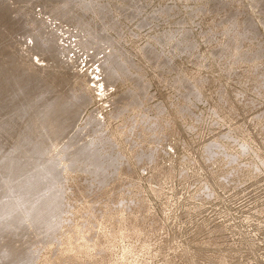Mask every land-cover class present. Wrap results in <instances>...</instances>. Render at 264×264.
<instances>
[{"label":"rangeland","instance_id":"1","mask_svg":"<svg viewBox=\"0 0 264 264\" xmlns=\"http://www.w3.org/2000/svg\"><path fill=\"white\" fill-rule=\"evenodd\" d=\"M0 264H264V0H0Z\"/></svg>","mask_w":264,"mask_h":264},{"label":"bare ground","instance_id":"2","mask_svg":"<svg viewBox=\"0 0 264 264\" xmlns=\"http://www.w3.org/2000/svg\"><path fill=\"white\" fill-rule=\"evenodd\" d=\"M237 161V160H236ZM238 171V170H237ZM239 172V171H238ZM223 184H225V183H223ZM230 187V186H229ZM227 189V188H226ZM200 194V193H199ZM126 229H127V227H126ZM130 230V229H129ZM121 231V230H120ZM137 231V230H136ZM127 233H128V230H127ZM123 234V233H122ZM130 234V233H129ZM124 235V234H123ZM122 235V236H123ZM131 235V234H130ZM125 236H127V235H125ZM127 238V237H126Z\"/></svg>","mask_w":264,"mask_h":264}]
</instances>
